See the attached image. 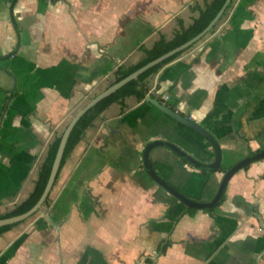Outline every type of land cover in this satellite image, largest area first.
I'll list each match as a JSON object with an SVG mask.
<instances>
[{"label":"crops","instance_id":"obj_1","mask_svg":"<svg viewBox=\"0 0 264 264\" xmlns=\"http://www.w3.org/2000/svg\"><path fill=\"white\" fill-rule=\"evenodd\" d=\"M210 1L0 0V215L29 197L75 107ZM181 53L145 80L148 90L216 138L222 169L264 150V0H232ZM146 98L122 97L92 122L43 208L0 232V264H264V159L233 175L212 212L190 215L147 174L143 151L165 140L211 164L215 150ZM156 148L149 158L167 183L197 202L215 197L226 171Z\"/></svg>","mask_w":264,"mask_h":264},{"label":"water","instance_id":"obj_2","mask_svg":"<svg viewBox=\"0 0 264 264\" xmlns=\"http://www.w3.org/2000/svg\"><path fill=\"white\" fill-rule=\"evenodd\" d=\"M231 2H232V0H225L223 6L218 11V13L214 17V19L208 24V26L203 31L198 33L196 36H194L193 38H191L187 42L181 44L180 46L166 52L165 54L149 61L148 63L139 67L138 69H136L135 71H133L132 73H130L129 75L124 77L123 79L113 83L112 85L107 87L104 91H102L101 93H99L98 95H96L95 97L90 99L89 101H87L81 108H79L78 111H76V113L73 115V117L71 118V120L67 124L63 133L61 134L60 143H59L58 149L56 151V155H55V158L53 161L51 172H50L48 181L46 183V186L44 188V191L42 192L40 198L35 203V205L32 208H30L28 211H26L22 214H19V215L0 219V227L23 222L43 208V206L45 205V203H46V201L50 195V192H51V190H52V188H53V186L57 180L58 174L60 172L61 163H62V160L64 157V153H65V149H66V145L68 143L69 137H70L74 127L78 123V121L91 108L96 106L99 102H101L105 98L116 93L119 89H121L127 83L138 79L139 76L144 74L146 71L150 70L151 68H153V67H155V66H157L163 62H165L166 60L170 59L171 57L187 50L189 47L193 46L196 42H198L200 39H202L218 23V21L220 20V18L224 14V12L227 10V8ZM12 9H13V7H11V10ZM19 38H20V35H19ZM146 100L148 102H150L153 106H155L157 109H159L161 112H163L167 116L171 117L176 122H178V123L190 128V129L196 131L197 133L201 134L204 138L207 139V141H209V143L212 145V147L215 150L214 161L211 164H204V163L198 161L197 159H195L194 157L188 155L184 150H182L176 144H174L170 141L154 140V141L150 142L148 145H146L142 156H143V165H144V168H145L147 174L159 186H161L164 190H166L170 195L174 196L179 201H181L185 206H187L189 208H195L198 210H203V211H206L207 209L216 207L219 204V202L223 196V193H224V191L228 185V182L233 177V175L237 171L242 169L243 167H245V166H247L253 162L264 159V150L260 151L259 153H257L254 156L253 155L247 156L246 158H244L240 162L236 163L234 166H232L230 169H228L224 173V176H223L222 181L220 183V186L218 188V192L212 200H210L208 202L194 201L193 199L184 195L181 191L176 189L174 186L167 183L161 176L158 175V173L154 170L153 165L150 161V158H149L150 152L152 149H154L156 147H167V148L171 149L173 152H175L176 154H178L180 157L185 159L192 166H194L200 170L206 171V170H216L217 168L220 167L221 161H222V151H221L220 145H219L218 141L216 140V138L206 128H204L203 126H201L200 124H198L194 120H192L186 116H183L178 111L172 110L167 104L161 102L159 99H157L153 96H148L146 98Z\"/></svg>","mask_w":264,"mask_h":264},{"label":"trees","instance_id":"obj_3","mask_svg":"<svg viewBox=\"0 0 264 264\" xmlns=\"http://www.w3.org/2000/svg\"><path fill=\"white\" fill-rule=\"evenodd\" d=\"M53 1L55 2L57 0H53ZM224 2H225V0H211L209 3H207L205 9L201 11L200 17L197 18L190 27L182 28L174 36V38L172 40H166L165 38H161L159 41L156 42V44L154 45V47L152 49H144L146 56L138 64L131 66V67L119 66L116 69V71L114 72V75H115L114 82H117V81L123 79L124 77H126L127 75H129L130 73H132L133 71L138 69L139 67H141V66L145 65L146 63H148L149 61L165 54L166 52L180 46L181 44L187 42L188 40H190L191 38L196 36L198 33L203 31L208 26V24L214 19V17L218 13V11L223 6ZM230 5H231V3L229 4L228 7H230ZM181 54L182 53H179V54L171 57L170 59L166 60L165 62L151 68L150 70L146 71L144 74L139 76L138 79L127 83L125 86H123L121 89H119L116 93L105 98L104 100L99 102L96 106L91 108L78 121V123L74 127V129H73V131L69 137L68 143L66 145L64 157H63V160L61 163L60 171L63 168L67 159L70 157V155H71L72 151L74 150V148L76 147V145L83 138L87 128L111 103L121 99L122 97L128 96V95H136L138 97V99H140V100L145 99L146 93L148 90V88L145 85V80L151 74H154L155 72H157L166 63L172 61L173 59L177 58ZM16 95L17 94H15V92H13V97H15ZM169 107L172 110L175 109L172 105H170ZM60 139H61V135H57L55 137V140L50 144V148L48 150L47 157H46L45 161L43 162V164L40 168L38 179L36 180L34 189L31 192V194L29 195V197L25 201H23L21 204L16 206L13 210L8 211L4 214H1L0 219L22 214V213L28 211L30 208H32L35 205V203L40 198L42 192L44 191V188H45L46 183L48 181V178H49V175L51 172V168L53 165V161H54V158L56 155V151H57L59 143H60ZM259 152H260V150L253 152L251 154L256 155ZM215 171L225 172L227 170L222 169L220 166L216 170H206L203 172L209 173V172H215ZM225 191L223 193V196H222L219 204H221V202H223L225 199ZM48 200L49 199H47L46 203L48 202ZM214 209H215V207L207 209L206 211L212 212ZM196 211H198V209L186 207V212L189 213L190 215H194ZM9 227H11V226L8 225V226L0 227V232L8 229ZM170 245H171L170 241H166V242H163L162 244H160L158 247V250H157L158 254L159 255L165 254ZM147 262L152 263V260L148 259Z\"/></svg>","mask_w":264,"mask_h":264},{"label":"built area","instance_id":"obj_4","mask_svg":"<svg viewBox=\"0 0 264 264\" xmlns=\"http://www.w3.org/2000/svg\"><path fill=\"white\" fill-rule=\"evenodd\" d=\"M147 94L150 95V96H153L155 98L158 97V99L161 102L163 101V103H165V101L168 99V95L167 94L166 95L163 94V95L159 96V92H158V90L156 88L149 89Z\"/></svg>","mask_w":264,"mask_h":264},{"label":"rangeland","instance_id":"obj_5","mask_svg":"<svg viewBox=\"0 0 264 264\" xmlns=\"http://www.w3.org/2000/svg\"><path fill=\"white\" fill-rule=\"evenodd\" d=\"M15 29H16V28H15ZM86 101H88V100H84L83 102H81L80 104H78V105L75 107V109H74L72 115H74V114L76 113V111H78V109L81 108V107L85 104ZM156 149H161V148H156ZM156 149L154 148V150H156ZM165 150H166V149H165ZM152 152H153V151H152ZM151 155H152V154H151ZM151 155H150V157H151ZM213 174H216V173H213ZM213 174H212V175H213ZM220 183H221V182H218V183H217V186H218V187H219Z\"/></svg>","mask_w":264,"mask_h":264}]
</instances>
